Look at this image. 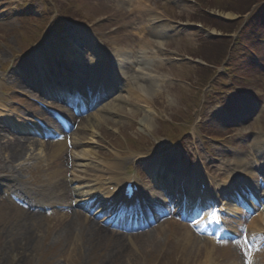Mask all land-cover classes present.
<instances>
[{
  "label": "rangeland",
  "instance_id": "1",
  "mask_svg": "<svg viewBox=\"0 0 264 264\" xmlns=\"http://www.w3.org/2000/svg\"><path fill=\"white\" fill-rule=\"evenodd\" d=\"M30 1L33 2L30 8L20 6L18 7L20 10L14 11L12 3L9 9V2L0 0V64L12 59V52L15 51V44L18 39L21 41L27 35L25 28L30 25V22L28 21L29 19L22 18L23 14L31 12L33 15H40L43 11L45 12L46 7V17L51 16L53 18L57 14L55 8L60 6L55 0L52 2L46 0ZM61 1L68 2V0ZM70 1V5L76 11L85 14L86 20L84 22L87 23L86 26L91 27L107 45L112 48L115 45L124 46V48L131 51V55L134 54L137 23L133 13V6L128 0H86L88 7L84 5L85 0ZM147 3L150 8L157 6L166 17L169 16L172 19L170 27L177 26L174 27L176 28L175 30L163 33V46L159 45V47H156V39L153 37L156 33L151 32L146 35L148 48L144 58L146 65L143 69L149 71L150 77L156 76L164 81L158 82L160 85L159 91L157 90L153 95L140 92V96L135 98L133 105L127 102L120 103L121 106L117 107L118 114L114 112L112 114L100 113L95 108L90 111L94 126L88 127L89 131L84 136V144L82 143L83 146L78 149V151H85L89 155L84 162L85 167L80 168L83 172H86L90 167L97 166L89 158L93 157V161L96 160L94 157H98V151H101L99 149H103L99 148L98 143L100 141L107 143L105 136L100 131L118 145H121V143L114 135L116 136L120 133L123 135L121 138L128 136L127 142L133 137L142 142L152 139L156 145L166 146V139L161 132V122L171 120L173 116L175 117L176 112L182 105L181 95L183 90L191 88L190 77L191 69L193 68L191 65L195 64L193 60L196 59L194 55L197 47L206 38L202 30L185 25L189 24L195 15H199L196 6L190 0H147ZM162 4L172 7L169 10H162ZM22 10L24 11L22 12ZM96 11L103 12L98 13ZM211 12L226 16L222 11L212 10ZM67 26L68 22L63 21L57 28L63 32ZM61 33L50 25V27H47L45 35L56 37L55 35H61ZM46 42V39L42 40L40 47L46 45ZM149 43H152L153 46H149ZM83 55L85 57V53ZM155 60H158L159 63H155ZM250 60L255 62L256 58H250ZM262 62L264 63V61ZM37 66L39 67V64ZM255 71L258 72L257 69ZM132 73L134 75L138 74V79H135V82H139L137 86L141 83V79L145 80L148 77L143 71L141 73L132 70ZM251 76L249 81L253 82L243 88V90L250 92L254 96L252 99L257 101L258 104H264L263 78L259 73ZM228 80L230 81L229 77ZM202 96L205 97L203 93ZM223 96L226 97L224 104L207 102L208 105H205V111L200 113L203 116L199 117L196 115V117L199 119L203 118L204 127L202 128L208 130V125L211 128V132L224 136L233 150H239L245 154L247 151H251L249 142H247L249 139L241 137L231 141V127L235 125H228L227 120L230 118L236 119L234 115L236 105H239L242 100L248 101L250 99L244 92L241 96L228 94L227 92ZM260 108L264 109L262 106ZM153 110H156L159 115L156 111L154 115L152 113ZM222 113L228 114L230 117L227 116V118L222 120ZM100 114L105 118H99ZM72 121H75V119H72ZM201 125L202 123L194 125L192 131L188 134V140L183 145V150L192 154L190 142L192 140L197 141L198 138L204 136ZM258 125L264 126V111L260 116V120L256 122L253 120L246 121L244 124L238 125V128H235L236 132L244 134L249 132L250 128H256ZM219 128L222 130H219ZM96 140H98L97 144L92 143ZM90 142L92 144H88ZM209 145L217 148L216 152L219 157L231 154L230 152L220 153L218 151V148H224L222 143L211 142ZM29 149L30 147L26 149L25 155L32 152ZM33 149L35 150L31 160L34 162L33 165L26 170L25 168L22 169L23 176H25L24 181L28 183L31 178H34L37 180L35 183L49 184V178L53 175L49 174V170L41 169L43 165L50 163L49 158L45 156L43 149L38 146ZM175 149L178 148L172 146L169 149H165V151L174 152ZM177 151L179 152L180 149ZM123 157V163L121 161H112L115 158L108 159L107 163L111 161L119 162L121 166H125L130 165L131 162L138 168L139 172H142L145 169L144 164L148 161L140 160V157L138 158L133 152ZM68 170L69 172L67 173ZM52 171L56 172L58 178L67 181V177L71 175V165L66 168L61 166V169L57 168ZM31 174H35L34 177ZM77 184L79 189L89 185L88 183L84 185L82 181ZM151 188L152 184L149 185L148 191ZM83 199L86 201L88 196H84ZM1 205L7 208L2 210ZM11 208L13 207L0 202V264H200L203 258L202 254L206 251L204 243L199 242L196 238L191 239V242L187 245L180 242L181 236H176V233L170 230L169 227L172 226L170 223L162 224L159 228L157 226L149 230L147 234L137 232L117 237L116 234L112 233L115 230L111 228L114 227H109L107 223L111 216H109V213L98 215L100 211L98 207L94 209L92 215L87 214L86 210L81 207L77 208L83 217L70 226H59L62 215L55 216L54 219H50L51 216H34L36 218L34 219L28 217L30 214L26 212L20 213L15 211V208ZM95 211L97 212L95 213ZM101 227L110 231L111 234L101 233ZM179 229L177 228V230ZM23 233L32 236L30 237L32 243L29 250H26L21 255V259H17L9 249V245L14 239V234L20 236ZM179 233L184 234L185 231L180 230ZM208 248L212 252L213 259L245 264V251H243L241 246H237L236 250L232 249V251L228 250V253L225 252L223 255L225 259L220 254L213 253L211 247ZM213 264H216V262Z\"/></svg>",
  "mask_w": 264,
  "mask_h": 264
},
{
  "label": "bare ground",
  "instance_id": "2",
  "mask_svg": "<svg viewBox=\"0 0 264 264\" xmlns=\"http://www.w3.org/2000/svg\"><path fill=\"white\" fill-rule=\"evenodd\" d=\"M132 3H137V5H138V1H136V0H130ZM143 6H147L146 4H145V2L143 1V3H141ZM146 12V14H147V17H149L148 18V21H149V27H151L152 26V28H154L155 30H157V29H159L158 31H161L162 32V30H165L166 31V29H167V27L169 26L168 24H167V21H165V20H162V25H155L158 21H160L161 19V16L160 15H158V14H156V13H154L153 11H151V10H149V9H144V11H143V13H145ZM152 20V21H151ZM155 25V26H154ZM154 26V27H153ZM157 28V29H156ZM155 39H157V44H161V43H163L162 41H161V39L159 38V36L157 37V38H155ZM98 44L100 45V43H99V41H98ZM98 44H94V46H93V48H96L97 50H98V56L100 57H102L101 59L103 60V62H102V71L104 72V73H107L108 71H110V69L112 68V67H115V65H114V62H113V60L115 59V57L116 56H118V57H121L122 56V54H120L119 53V49H115V50H113L110 54L113 56V58L111 59L110 57H109V59H108V57L106 58V55H107V53L108 52H104V51H102L101 50V48H103V47H101V45H100V48H99V45ZM103 46V45H102ZM146 47H148V45H147V42L145 41V48ZM146 49H145V51L144 52H142V55H141V58H143L144 56H145V53H146ZM81 54H79V55H77V59H76V57H75V59L77 60V61H80V60H82V55L80 56ZM146 63V62H145ZM110 79H111V77H110ZM154 83H156L155 85H153V86H150V88L151 89H154L155 87H157V86H159V83L158 82H156L154 79L152 80ZM124 85H125V82H122L121 83V87H119L120 89H122L123 87H124ZM150 88L148 87V86H140V90L141 91H143V92H147V94H149V95H153L154 93H155V91H152V90H150ZM127 89H129V90H133L134 92H136V93H138L135 89H133L132 88V86L131 85H129L128 87H127ZM139 96V95H138ZM117 100L118 99H123V97L122 96H120V98L118 97V98H116ZM106 107L107 108H109L110 107V109H116L115 108V106H114V103H109V104H107L106 103ZM251 110H253L254 111V106H252L251 107ZM253 111H251L250 113H252ZM249 113H247L246 114V112H245V110H244V112H241V116H243V117H247V115H248ZM240 115V114H239ZM252 115V114H251ZM5 116V115H4ZM50 120V119H49ZM14 121V120H13ZM51 121H53V120H51ZM53 123H54V121H53ZM5 136H7V134L4 132L3 133ZM262 135V134H261ZM261 135H259V136H253V138H251V142H254V144H256V143H258V145L260 146V151H261V153H260V158L257 160V162L258 161H261V160H264V139L263 138H261ZM5 137H1V135H0V153L1 154H5V153H7L8 154V156L13 160V161H17L18 159H20L21 157H23L24 156V152H25V148H26V145L27 144H30V146H33V145H35L38 141L37 140H31L30 138H23L24 139V143H22L21 142V138L22 137H13V138H6V139H4ZM41 142V141H40ZM73 142V141H72ZM74 143L76 144L77 143V141H74ZM42 145V144H41ZM48 148H49V150H50V152H49V155L50 156H52V157H55L56 155H58L59 153H61V152H64V151H67V149H68V144H67V142H66V138L64 137V138H61V139H58V140H53V141H50L49 142V144H48ZM257 148H258V146H257ZM48 150V149H47ZM46 150V151H47ZM83 157L84 155H81V154H75L74 155V158L77 160V162H79L78 164H76L77 166H81L82 164H81V161H82V158L81 157ZM60 157H61V162H65V156H63V155H60ZM21 160V159H20ZM235 165H236V167H238L239 169L238 170H240L241 171V173L242 174H244L242 177V179H244L243 181H242V183H244L243 185L245 186V187H247V186H252V185H254L255 184V182H256V179H257V176L255 175V173L253 172L254 170H252V169H255L254 168V166H252V163H249V162H246L245 161V157L244 156H240V157H238L237 158V160H236V163H235ZM113 178V177H112ZM114 178H115V176H114ZM182 179V178H181ZM117 180V179H116ZM182 182H187L188 183V179H186V178H183L182 180H181ZM212 184H215L216 185V182H213ZM254 186H256V185H254ZM101 187V185L100 186H97V189H99ZM257 187V186H256ZM45 190L46 191H48L49 193H50V195H54V193L56 192V191H62V192H64V194L62 195L61 194V196H63V197H68L69 196V188L67 187V184L63 181V180H60V181H53V182H51V184L50 185H48V186H46L45 187ZM51 190H56L55 192H52ZM84 192H85V190L83 191V190H81V192H79V193H77L78 195H83L84 194ZM94 194V193H93ZM260 195H262V196H264V192L263 193H259ZM90 195H92V194H90ZM95 195V194H94ZM196 195H198L199 196V194H196ZM76 202H80V200H76ZM71 219H62V221H64V223H67V222H69ZM257 220V222L255 223V225H254V223H253V225H250V232L252 233V234H254V235H260V233H261V231H262V229L264 228V224H263V219H262V216H260L259 218H257L256 219ZM72 221V220H71ZM70 221V222H71ZM146 234V233H145ZM262 235H264V234H262ZM185 238L187 239V242L188 241H190L191 240V234H189L188 232H187V234L185 235ZM259 239V238H258ZM15 244H16V248H15V252H16V256H18L19 255V253H21L23 250H25L26 248H27V246H28V238H19V239H15Z\"/></svg>",
  "mask_w": 264,
  "mask_h": 264
},
{
  "label": "trees",
  "instance_id": "3",
  "mask_svg": "<svg viewBox=\"0 0 264 264\" xmlns=\"http://www.w3.org/2000/svg\"><path fill=\"white\" fill-rule=\"evenodd\" d=\"M245 8H246V6H243V7H242V10L245 11Z\"/></svg>",
  "mask_w": 264,
  "mask_h": 264
}]
</instances>
